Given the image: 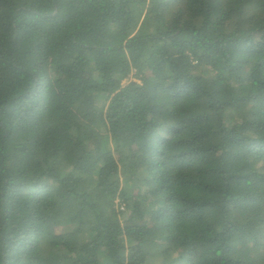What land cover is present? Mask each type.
<instances>
[{
  "label": "trees",
  "instance_id": "1",
  "mask_svg": "<svg viewBox=\"0 0 264 264\" xmlns=\"http://www.w3.org/2000/svg\"><path fill=\"white\" fill-rule=\"evenodd\" d=\"M154 262L264 264V0H0V264Z\"/></svg>",
  "mask_w": 264,
  "mask_h": 264
},
{
  "label": "rangeland",
  "instance_id": "2",
  "mask_svg": "<svg viewBox=\"0 0 264 264\" xmlns=\"http://www.w3.org/2000/svg\"><path fill=\"white\" fill-rule=\"evenodd\" d=\"M130 78H133V76L131 75ZM159 246V243L149 244L144 247V251L149 255H153L159 251ZM153 264H155V262Z\"/></svg>",
  "mask_w": 264,
  "mask_h": 264
}]
</instances>
